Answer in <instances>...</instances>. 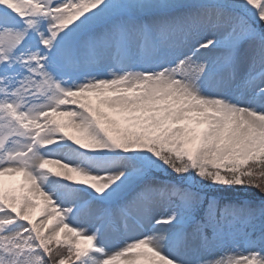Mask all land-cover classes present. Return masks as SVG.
<instances>
[{
  "label": "rangeland",
  "instance_id": "obj_1",
  "mask_svg": "<svg viewBox=\"0 0 264 264\" xmlns=\"http://www.w3.org/2000/svg\"><path fill=\"white\" fill-rule=\"evenodd\" d=\"M5 1L0 0V148L6 149L0 151V264H40L53 244L74 249L77 264H135L139 255L105 239L127 221V228L136 231L131 239L137 240L143 225L136 220L140 228L134 227L128 218H136L140 209L152 212L151 223L159 230L152 238L153 257L166 264H264V232H258V220H247L246 203L209 198L203 209L204 203L195 201L192 207H179L170 196L173 177L188 197L193 190L209 195L245 190L242 169L264 156V58L243 57V64L255 66L245 76L250 82L230 83L231 111L239 112L237 104L248 100L260 124L256 132L239 129L232 143L195 152V147L176 142L170 128L139 119L140 127L121 130L122 142L104 144L109 136L118 138L120 127L108 110L119 104H127V111L139 108L143 97L130 86L144 79L138 70L126 69L125 88L109 86L117 74L104 66L107 53L136 59L135 49L128 46L144 42L142 29L150 28L159 38L177 37L174 31L187 27L185 19L198 21L195 29H212V36L218 35L228 49L238 47L232 36L246 35L257 37L264 47V0H196L147 12L150 8L134 12L133 0H120V8L103 20L87 12L92 0H11L13 6ZM130 19L141 22L135 24L140 30L135 38L132 31L128 34ZM216 19L223 20L219 24L226 30L208 24ZM162 24L173 32L159 28ZM142 46L148 54L142 68L154 72L156 61L165 65L156 76L145 73L150 81L162 84L191 70L168 68L171 50L152 53L151 47ZM73 54L79 63L73 62ZM195 102L191 97L188 106ZM90 122L97 130L83 134L81 127ZM168 155L187 164L172 165ZM217 204H222L219 225L214 223ZM263 216L264 209L259 218ZM80 226L99 230L101 251L76 240ZM171 230L177 232L174 239L168 236Z\"/></svg>",
  "mask_w": 264,
  "mask_h": 264
},
{
  "label": "bare ground",
  "instance_id": "obj_2",
  "mask_svg": "<svg viewBox=\"0 0 264 264\" xmlns=\"http://www.w3.org/2000/svg\"><path fill=\"white\" fill-rule=\"evenodd\" d=\"M193 2L195 3L196 0H133V6L131 8L134 12L138 9L150 8V10H146L147 12L163 8L178 7L182 4H192ZM119 3H121L120 0H92L91 4L87 6V12H91L94 18L103 20L113 16V11L120 8ZM139 5L141 6L139 7ZM137 12L140 14L144 11ZM185 20L189 21L185 24L187 27H179L174 31L177 37L170 35L167 36V38L162 36L159 39L155 36L153 40L161 45V50L168 49L172 51V56H170V59L166 62L169 64L168 68L176 69L177 72L184 68L191 69L188 73H183L186 76L176 74L175 76L168 77L162 84L149 80V77H147L145 73L153 71L149 68H142L140 66L142 58L148 55L142 52L140 48L141 45L147 48L151 44V38L149 39V31H144L140 27L142 29L140 32L135 24H140L141 22H134L133 19L129 21L133 24V27L128 28V34L132 31V35L135 38L137 32H140L141 38H145L143 43L138 42L141 44L140 46H135V44H133L136 42L128 46L129 49H135L133 55L136 56V59L132 58L131 61L127 62V60L118 58V56H111L110 53H107V56L105 55L106 61L109 60L107 63L108 67L104 65L106 69L109 68L107 71L113 70L117 74L111 77L109 86L122 84L121 88H125L122 78L126 69L138 70L143 75L142 78L144 79L139 85L130 86V88L133 87L136 90L138 95H142L143 97L139 108L134 107L130 111H127L129 110L127 104H119L114 106L113 110H108L111 112L110 115L113 116L114 119L119 120L120 127H116L119 132L118 138L109 136V138L104 140V144L115 145L118 144L119 141L122 142L120 136L121 130L129 131L135 126L140 127L139 119L147 124H152L156 128H170V133L177 137L176 142L184 147H195V152L208 153L211 148L216 151L222 148L224 144L232 143L235 139V132L239 129L257 128L254 132L259 130V121L255 117L252 108H250L248 100L243 101L241 104H237L241 106V108L238 109L239 112H232L229 102L232 89L230 88V83L232 80L236 79L239 83V81L245 79L243 82L247 85L250 79L245 76L251 68L255 67L243 64V57L258 56L264 58V47L261 45L258 38L248 35L241 37L232 36L230 41L234 44L237 42L236 46L238 47L228 49L224 47L223 44H220L222 39L216 37L218 35L212 36V32H214L212 29H195L194 27L198 24V21ZM204 23L205 21L200 22V24ZM214 23H217L216 27L223 26L226 30V25L219 24H225L223 20L216 19L208 22L211 26ZM164 27L163 24L159 26V28ZM173 30L174 29L169 30V27L164 28V31L168 32V34H171ZM177 32H179L178 35ZM129 56L131 57L130 54ZM161 61H156L157 63H155L154 66L156 69L153 74L157 73L165 66ZM156 75L158 74L154 76ZM188 76L190 80H185ZM182 78H184V82ZM180 85H183V87L181 88ZM191 97H194L196 102L189 107L188 103ZM234 105H236V103ZM184 109L189 110L187 113H184L182 112ZM98 113L99 115H103L102 109H100ZM134 115H136V117ZM96 130L93 122H90V124L80 129L83 134ZM56 142L62 144L59 139H57ZM130 163L132 164V162ZM106 169H108V167ZM90 211L96 212V210ZM150 216H152V212L149 209H140L136 218L132 219V223L138 220L140 225L141 223L143 225V230L140 231L141 235H137V240L131 239L130 235H133L136 231L133 233L134 230L127 228L129 223L124 221L125 224L121 225L122 228L118 232H116L117 230L115 231V235L109 233L105 239L106 242L114 247L129 248L130 251L139 255L141 259L135 262V264H144L146 262H150V264H166L165 259L153 257L155 244H152V238L155 236L154 233H158L159 230L153 226V221L151 223ZM92 220L96 222V220L99 221V218L93 217ZM120 220L119 218L118 222L121 224ZM159 223H164V221L160 220ZM98 231L99 230H93L91 227L87 228V226H80V231L76 235V240L78 242H84V244L85 242L86 244L91 243L93 249L100 251V243L97 241L99 238ZM121 234H125L127 237H120ZM92 235H95V237H92ZM176 235L177 232L173 230L168 233L171 239H174ZM188 239H191V236H188ZM180 264H192V262L183 261Z\"/></svg>",
  "mask_w": 264,
  "mask_h": 264
},
{
  "label": "trees",
  "instance_id": "obj_3",
  "mask_svg": "<svg viewBox=\"0 0 264 264\" xmlns=\"http://www.w3.org/2000/svg\"><path fill=\"white\" fill-rule=\"evenodd\" d=\"M244 175V185L245 190L241 191L238 188H234L236 190L231 189H224L220 192H214L212 194L213 197L217 199V201L221 203L226 202H236L242 203L246 202L247 206L250 210V215L255 216L257 215L260 210L264 207V160L260 163L252 162L249 163L247 168L245 169ZM175 177L170 179V182L173 183L170 196L173 200L180 202L183 197L187 198L191 202H198L200 201L201 195L196 193L191 195V197L186 196V193L182 192L181 188H178L175 184ZM179 194V195H177ZM190 196V195H189ZM222 204H218V210H220V206ZM49 257L52 261L48 262L44 260L43 264H58L60 259L66 261L69 264L74 259V254L67 252V249L60 248V247H53L49 253ZM69 263H68V262Z\"/></svg>",
  "mask_w": 264,
  "mask_h": 264
}]
</instances>
